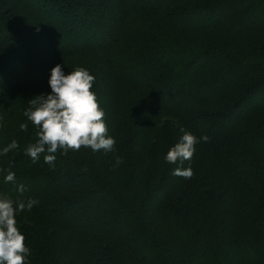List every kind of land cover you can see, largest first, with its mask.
Segmentation results:
<instances>
[{"label":"trees","instance_id":"1","mask_svg":"<svg viewBox=\"0 0 264 264\" xmlns=\"http://www.w3.org/2000/svg\"><path fill=\"white\" fill-rule=\"evenodd\" d=\"M57 64L94 77L111 151L27 154ZM0 105L24 264H264V0H0Z\"/></svg>","mask_w":264,"mask_h":264},{"label":"clouds","instance_id":"2","mask_svg":"<svg viewBox=\"0 0 264 264\" xmlns=\"http://www.w3.org/2000/svg\"><path fill=\"white\" fill-rule=\"evenodd\" d=\"M94 77L86 69L78 68L65 74L62 66L57 64L52 70L49 79L51 93L38 95L31 99L32 107L24 113L38 128L37 142L27 149V154L35 162L40 153L47 151L55 153L63 149L79 150L81 147H90L93 151L104 149L111 151L115 144L112 137L106 138L108 129L104 122V112L100 109L95 94L91 91ZM22 130H27L26 124H21ZM183 131V129L181 130ZM207 141L209 138H200ZM199 140L189 132H184L180 142L171 148L165 157L169 163L183 164L191 160ZM13 141L10 147H16ZM8 148L4 149L7 153ZM56 157L46 155L45 163L53 164ZM121 158H117L119 164ZM173 175L190 179L193 176L191 167L176 168ZM15 174L9 172L6 181H13ZM24 191L23 185L19 188ZM14 203L16 207L14 208ZM38 201L29 199L26 203L21 200L13 201L4 196L0 198V264H24L25 254L29 249L25 247V237L16 226V213L31 208Z\"/></svg>","mask_w":264,"mask_h":264},{"label":"rangeland","instance_id":"3","mask_svg":"<svg viewBox=\"0 0 264 264\" xmlns=\"http://www.w3.org/2000/svg\"><path fill=\"white\" fill-rule=\"evenodd\" d=\"M73 70V68L71 66H65L62 71L67 75L69 74L71 71ZM117 102H123L124 104L128 103V97L126 96L125 93L119 91L118 92V95H117ZM1 106V105H0ZM2 108H0V114L3 113V109H6V107L4 106H1ZM4 114V113H3Z\"/></svg>","mask_w":264,"mask_h":264}]
</instances>
